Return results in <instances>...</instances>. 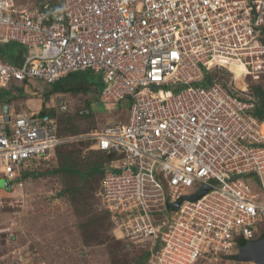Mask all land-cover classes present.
<instances>
[{"label": "built area", "instance_id": "obj_1", "mask_svg": "<svg viewBox=\"0 0 264 264\" xmlns=\"http://www.w3.org/2000/svg\"><path fill=\"white\" fill-rule=\"evenodd\" d=\"M60 1L51 10L0 0V94L100 74V101L130 108L127 124L85 136L112 158L98 196L114 234L151 242L147 264H236L264 222V119L232 67L264 73V0ZM12 43L25 48L22 64L2 57ZM79 138L58 133L53 116L0 102V179L24 186Z\"/></svg>", "mask_w": 264, "mask_h": 264}, {"label": "rangeland", "instance_id": "obj_2", "mask_svg": "<svg viewBox=\"0 0 264 264\" xmlns=\"http://www.w3.org/2000/svg\"><path fill=\"white\" fill-rule=\"evenodd\" d=\"M56 2L59 0H17V6L40 8ZM22 49L12 43L2 47V55ZM232 70L241 90L254 92L259 88L264 93V73L250 74L239 66ZM90 75L101 83L94 88L85 84L79 91L51 93L52 84L29 79L23 89L13 83L0 94V102L18 100L17 111H52L58 133L81 137L36 164L24 186L6 189L0 184V264H138L151 249L149 241L134 244L118 239L120 235L114 234L98 196L103 175L91 173V169H106L112 158L92 149L91 138L85 136L111 123L127 124L130 108L102 103V77ZM214 75L223 83L230 80V74L224 71ZM63 102L68 106L66 111L60 109ZM263 235L264 222L255 241L263 239ZM229 263L202 259L197 264ZM236 264L257 263L237 260Z\"/></svg>", "mask_w": 264, "mask_h": 264}, {"label": "trees", "instance_id": "obj_3", "mask_svg": "<svg viewBox=\"0 0 264 264\" xmlns=\"http://www.w3.org/2000/svg\"><path fill=\"white\" fill-rule=\"evenodd\" d=\"M60 6H61V1L59 0V3L56 2L52 6H48V9H51V10L54 9L55 10V9H59ZM44 7L45 6H42L40 8L44 9ZM17 45H19V44H17ZM13 54L14 53H12V55ZM2 57L4 59H7L6 55H2ZM11 62L17 63V61L13 60V59L11 60ZM90 74H93V73L92 72H75V73H71L67 77H65L62 80H60L59 82H57L55 84H52V89H51L50 92L51 93H66V92H69V91H79V90H81V88L85 84H87L91 88H94L95 85H99L101 82H100L99 79H93V75H90ZM23 86H25V84H23L22 87H19V88L21 89V88H23ZM254 93L258 97V106L256 108L255 114L258 117L264 119V93L259 88L254 89ZM89 111H91V108L89 109ZM40 113L42 115H46L47 114V115H50V116L54 117V114L50 110L46 111V110L43 109V110L40 111ZM94 172L104 175V169H102L101 167H96L94 169H91V173H94ZM107 215H108V218L110 219L108 213H107ZM110 223H112V222H110ZM263 237H264V235H263ZM149 257H150V251L148 253H146L142 257V259L140 260V262L138 264H147V261H148Z\"/></svg>", "mask_w": 264, "mask_h": 264}, {"label": "water", "instance_id": "obj_4", "mask_svg": "<svg viewBox=\"0 0 264 264\" xmlns=\"http://www.w3.org/2000/svg\"><path fill=\"white\" fill-rule=\"evenodd\" d=\"M0 184H2L3 188H8V183L5 180H0ZM204 192H199L197 195L193 197H188L189 199H197L201 197ZM183 199H180L177 203L171 204L170 207L174 209L175 207L179 206ZM241 249L239 254L235 257L236 260L242 262H256L257 264H264V237L258 241H242Z\"/></svg>", "mask_w": 264, "mask_h": 264}, {"label": "crops", "instance_id": "obj_5", "mask_svg": "<svg viewBox=\"0 0 264 264\" xmlns=\"http://www.w3.org/2000/svg\"><path fill=\"white\" fill-rule=\"evenodd\" d=\"M24 52H25V48L23 47V49L21 51L19 50V51L15 52L13 55L10 52L7 55L6 54L5 55L7 56V60L11 61L13 59V60L17 61L16 64H22V62H23L22 55H23ZM21 89H23V88H21ZM17 101L18 100H15L14 102H11V103L9 102V103H6V104L13 106L12 108L14 109L15 112L26 111V110L17 111V109H16V106H17L16 102ZM3 102L5 103V101H3ZM27 112H29V111H27Z\"/></svg>", "mask_w": 264, "mask_h": 264}, {"label": "bare ground", "instance_id": "obj_6", "mask_svg": "<svg viewBox=\"0 0 264 264\" xmlns=\"http://www.w3.org/2000/svg\"><path fill=\"white\" fill-rule=\"evenodd\" d=\"M240 67V66H239ZM241 69H243L242 67H240Z\"/></svg>", "mask_w": 264, "mask_h": 264}, {"label": "clouds", "instance_id": "obj_7", "mask_svg": "<svg viewBox=\"0 0 264 264\" xmlns=\"http://www.w3.org/2000/svg\"><path fill=\"white\" fill-rule=\"evenodd\" d=\"M31 175H33V173H32ZM0 180H1V179H0Z\"/></svg>", "mask_w": 264, "mask_h": 264}]
</instances>
